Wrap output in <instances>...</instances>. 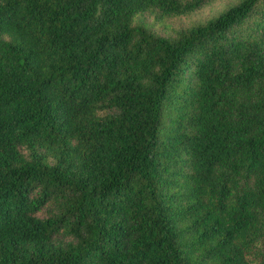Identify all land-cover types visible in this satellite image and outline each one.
<instances>
[{
	"label": "trees",
	"instance_id": "obj_1",
	"mask_svg": "<svg viewBox=\"0 0 264 264\" xmlns=\"http://www.w3.org/2000/svg\"><path fill=\"white\" fill-rule=\"evenodd\" d=\"M208 1L0 0V264H252L264 0L152 24Z\"/></svg>",
	"mask_w": 264,
	"mask_h": 264
},
{
	"label": "rangeland",
	"instance_id": "obj_2",
	"mask_svg": "<svg viewBox=\"0 0 264 264\" xmlns=\"http://www.w3.org/2000/svg\"><path fill=\"white\" fill-rule=\"evenodd\" d=\"M241 0H209L206 5L199 11L192 13L187 17L168 18L162 23H153L152 19H147V22L153 24V28L159 33H167L173 28L187 27L197 23L205 22L211 18H215L221 12L227 10L229 7L237 4ZM154 21V20H153ZM249 260L252 264H264V245L251 250Z\"/></svg>",
	"mask_w": 264,
	"mask_h": 264
}]
</instances>
